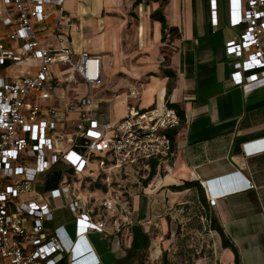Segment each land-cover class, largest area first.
Returning <instances> with one entry per match:
<instances>
[{
  "label": "crops",
  "instance_id": "0c3cea01",
  "mask_svg": "<svg viewBox=\"0 0 264 264\" xmlns=\"http://www.w3.org/2000/svg\"><path fill=\"white\" fill-rule=\"evenodd\" d=\"M216 1L217 26L211 0H66L61 9L45 8L49 18L38 30L42 44L58 47L64 36L76 54L102 57L103 84L95 98L108 122L120 120L132 106L150 110L173 104L183 114L173 132L171 162L154 161L150 170L127 168L118 175V185L103 190L90 188L103 173L92 168L93 175L83 183L95 220L100 219L104 201L116 198L106 218L107 233H90L86 240L100 264H236L224 237L236 248L240 264H264V152L247 156L243 151V144L264 138V88L245 92L233 82L235 58L226 53L225 45L238 39L243 27L231 25L233 0ZM238 6L244 9V2ZM159 10L168 27L177 29L166 41L162 24L151 18ZM0 13L4 45L16 49L20 42L9 39L2 24L9 11L0 7ZM110 63L112 78L122 73L144 82L112 96L104 88ZM163 69L175 76L166 77ZM34 73L9 62L0 67V77L5 78ZM132 89L139 91L135 99L129 97ZM90 91L83 83L65 84L53 90L44 106ZM260 145L252 144L249 151ZM237 174L241 179L231 186L251 182L254 188L230 194L211 208L204 183L217 182L221 190L222 180ZM48 181L49 174L38 179L39 193L58 187H49ZM53 206L55 220L46 227L62 226L74 240L75 219L65 201L56 200ZM204 216L222 233L213 226L208 229L201 221ZM71 258L73 252L59 264H69Z\"/></svg>",
  "mask_w": 264,
  "mask_h": 264
},
{
  "label": "built area",
  "instance_id": "2783aa9c",
  "mask_svg": "<svg viewBox=\"0 0 264 264\" xmlns=\"http://www.w3.org/2000/svg\"><path fill=\"white\" fill-rule=\"evenodd\" d=\"M2 1L9 11L2 24L9 39L20 46L6 48L0 33V67L9 62L35 73L0 77V264H59L72 251L75 258L69 264H100L86 240L90 233H107L106 218L114 211L116 198L104 201L97 214L100 219L95 220L83 183L93 175L92 168L102 171L104 183L112 188L113 175L127 168L150 170V162H171L175 157L172 134L182 119L169 105L150 110L132 106L123 118L108 122L107 112L93 95L103 84L102 57L76 54L64 36L58 47L40 41L39 27L49 18L45 8L61 9L66 0ZM238 1H232L231 25L242 26L243 31L225 48L235 58L233 82L251 92L264 88V0H242L244 9ZM211 6L217 26V1L211 0ZM166 35L171 36L168 30ZM79 83L90 88L88 95L44 106L54 89ZM138 96L137 89L130 91V98ZM258 143V149L249 151ZM243 151L247 156L264 152V138L243 144ZM55 167H61L58 187L39 193L38 179ZM240 179L238 174L228 178L221 190L217 182L204 183L208 205L214 208L228 195L254 188L251 182L231 186ZM56 200L65 201L74 216V240L62 226L46 227L55 220ZM201 221L208 229L213 225L207 216Z\"/></svg>",
  "mask_w": 264,
  "mask_h": 264
},
{
  "label": "rangeland",
  "instance_id": "374dc122",
  "mask_svg": "<svg viewBox=\"0 0 264 264\" xmlns=\"http://www.w3.org/2000/svg\"><path fill=\"white\" fill-rule=\"evenodd\" d=\"M0 7L1 8L5 7V2L2 0H0ZM134 7H136V5ZM167 39H169V38H167ZM127 65L129 66L130 69H132L131 68V67H133L132 64L129 63ZM113 75H114V72L112 69V64L110 63V65L108 64L107 68L105 69L104 88L107 90V93H110L112 96L120 95L122 93H127L129 91L130 86L136 85L137 83H143L144 82V80H139V79H135V78L134 79H127L124 77L125 75L122 73H117L115 78H112ZM106 77H108V78H106ZM109 78H112V79H109ZM100 89L94 91V96H97L101 92ZM103 95H105V93H102L100 95V97L103 98ZM116 114H117V112H116V110H114V112L112 114L114 118H116ZM152 164H153V162H150V166H152ZM117 177H118V175H113V180H112L113 186L118 185L116 183ZM104 178H105V175H103V173H102L98 177V179H96V181H93V183L90 185V188L94 186L92 190H94V189L103 190L102 188L106 189V184L104 185Z\"/></svg>",
  "mask_w": 264,
  "mask_h": 264
},
{
  "label": "trees",
  "instance_id": "16d2710c",
  "mask_svg": "<svg viewBox=\"0 0 264 264\" xmlns=\"http://www.w3.org/2000/svg\"><path fill=\"white\" fill-rule=\"evenodd\" d=\"M151 18L153 20L159 21L162 24L163 41L167 40V35H166V31L167 30L171 34H173V33H175L177 31L176 28H169L168 27L167 20H166V18L164 17V15L162 14V12L160 10L157 11L156 13L152 14ZM163 74L166 77H170V78L175 76V74L171 70H166V69H163ZM169 92H170V89H169ZM169 105H170V107L177 109L181 119H183V114H182L181 111H179L178 107L176 105H173V104H169ZM172 138L174 140V134H172ZM61 177H62V175H61V167H55V169L52 170V172L49 174V181H48L47 184L49 185V182H50L49 187H55L56 185H58ZM212 226L214 227V229H217V230H219L222 233L220 227L217 226L215 222H213ZM223 240H224L223 243H224L225 247H230V248H232L234 250L235 255H236V264H240L239 254H238L236 248L225 237H224Z\"/></svg>",
  "mask_w": 264,
  "mask_h": 264
},
{
  "label": "water",
  "instance_id": "95a60500",
  "mask_svg": "<svg viewBox=\"0 0 264 264\" xmlns=\"http://www.w3.org/2000/svg\"><path fill=\"white\" fill-rule=\"evenodd\" d=\"M227 180H228V178H226V179L223 181V183H224V184H227V182H226Z\"/></svg>",
  "mask_w": 264,
  "mask_h": 264
},
{
  "label": "clouds",
  "instance_id": "9594fccd",
  "mask_svg": "<svg viewBox=\"0 0 264 264\" xmlns=\"http://www.w3.org/2000/svg\"><path fill=\"white\" fill-rule=\"evenodd\" d=\"M72 252H73V258H75V252H74V251H72ZM72 252H71V253H72Z\"/></svg>",
  "mask_w": 264,
  "mask_h": 264
}]
</instances>
